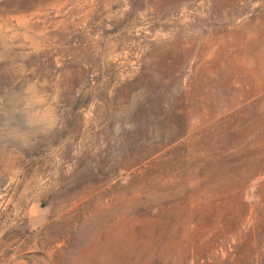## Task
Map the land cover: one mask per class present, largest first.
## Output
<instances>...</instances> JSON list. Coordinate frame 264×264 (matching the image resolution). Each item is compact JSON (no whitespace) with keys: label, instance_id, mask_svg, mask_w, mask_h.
I'll return each mask as SVG.
<instances>
[{"label":"rangeland","instance_id":"rangeland-1","mask_svg":"<svg viewBox=\"0 0 264 264\" xmlns=\"http://www.w3.org/2000/svg\"><path fill=\"white\" fill-rule=\"evenodd\" d=\"M256 221L264 0H0V264H264Z\"/></svg>","mask_w":264,"mask_h":264},{"label":"trees","instance_id":"trees-1","mask_svg":"<svg viewBox=\"0 0 264 264\" xmlns=\"http://www.w3.org/2000/svg\"><path fill=\"white\" fill-rule=\"evenodd\" d=\"M240 121H245L244 117H242L240 119ZM251 180H253V179H250V181ZM243 184H244V187L247 186V182H244ZM263 225H264V222L256 221L248 231H246L243 235H241L240 238L236 239L238 241L236 248L238 247V245H239V248H240V247H242L244 245V243H247V242L251 243L252 239H253V236L255 234H256V236H259V233H260ZM236 248H235V253H236ZM232 257H234V253H230L229 254V259H231Z\"/></svg>","mask_w":264,"mask_h":264}]
</instances>
